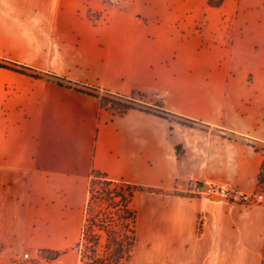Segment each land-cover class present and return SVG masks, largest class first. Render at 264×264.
<instances>
[{
	"label": "crops",
	"instance_id": "1",
	"mask_svg": "<svg viewBox=\"0 0 264 264\" xmlns=\"http://www.w3.org/2000/svg\"><path fill=\"white\" fill-rule=\"evenodd\" d=\"M0 60L173 116L0 68V264H79L92 171L140 187L120 264H264V203L170 192L188 180L258 191L263 0H0ZM62 259V258H61Z\"/></svg>",
	"mask_w": 264,
	"mask_h": 264
},
{
	"label": "trees",
	"instance_id": "2",
	"mask_svg": "<svg viewBox=\"0 0 264 264\" xmlns=\"http://www.w3.org/2000/svg\"><path fill=\"white\" fill-rule=\"evenodd\" d=\"M223 0H208V5L218 8ZM0 68L16 71L32 78L46 77L59 86L72 88L76 91L92 95L99 99L102 108L114 110L122 115L128 110H139L152 113L161 118L173 115L160 108L143 107L135 96L141 98L143 94H133L121 97L110 93H99L96 89L81 87L52 75H41L27 67L0 60ZM259 183L264 184V167L259 175ZM140 187L129 185L123 181L108 178L105 174L92 171L88 186L89 200L85 209V220L80 241L76 245L79 254V264H120L130 257L134 244V228L136 216L129 207L134 192ZM94 196H97L94 197ZM94 201L95 207L93 205ZM93 212V213H92ZM98 219L100 221H98ZM117 224L118 229L110 226ZM104 236L103 251L98 249Z\"/></svg>",
	"mask_w": 264,
	"mask_h": 264
},
{
	"label": "built area",
	"instance_id": "3",
	"mask_svg": "<svg viewBox=\"0 0 264 264\" xmlns=\"http://www.w3.org/2000/svg\"><path fill=\"white\" fill-rule=\"evenodd\" d=\"M118 2L119 0H109L108 5H114ZM170 192L188 197L220 199L241 205L264 203V184L259 185L256 193L243 194L239 190L225 184L188 180L174 183ZM14 264H63V262L60 255L57 253L37 251L35 253H25L21 259Z\"/></svg>",
	"mask_w": 264,
	"mask_h": 264
},
{
	"label": "rangeland",
	"instance_id": "4",
	"mask_svg": "<svg viewBox=\"0 0 264 264\" xmlns=\"http://www.w3.org/2000/svg\"><path fill=\"white\" fill-rule=\"evenodd\" d=\"M104 2L106 3V4H108V2H109V0H104ZM263 4H264V0H263ZM135 98L136 99H139V104L141 105V106H143V107H148V106H146L144 103H142V102H146V99L144 98V97H141V98H139V97H137V96H135ZM106 109H109V107L108 108H106ZM111 110V109H110ZM112 111H114V110H112ZM115 112V111H114ZM116 113V112H115ZM94 197H96L97 198V196H94ZM95 203H96V201H94V203H93V205H94V207H95ZM93 213V212H92ZM98 221H100L99 219H98ZM112 225V223L110 224V226ZM111 227H113V230L114 231H116L117 229H118V227H117V224H114V225H112ZM103 243H104V236H102V241H101V245H100V247H99V249H98V252L101 254V252L103 251ZM60 255V254H59ZM62 259V261H64L63 260V257H61Z\"/></svg>",
	"mask_w": 264,
	"mask_h": 264
}]
</instances>
